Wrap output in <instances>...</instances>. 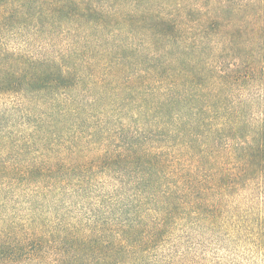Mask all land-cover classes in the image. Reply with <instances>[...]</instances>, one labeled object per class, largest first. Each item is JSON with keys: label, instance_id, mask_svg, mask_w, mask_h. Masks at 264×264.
<instances>
[{"label": "trees", "instance_id": "trees-1", "mask_svg": "<svg viewBox=\"0 0 264 264\" xmlns=\"http://www.w3.org/2000/svg\"><path fill=\"white\" fill-rule=\"evenodd\" d=\"M260 210L264 0H0V264H211Z\"/></svg>", "mask_w": 264, "mask_h": 264}, {"label": "rangeland", "instance_id": "rangeland-1", "mask_svg": "<svg viewBox=\"0 0 264 264\" xmlns=\"http://www.w3.org/2000/svg\"><path fill=\"white\" fill-rule=\"evenodd\" d=\"M252 218H263L264 210L253 212ZM256 222H242L235 228L236 239L231 241L227 236L222 238V243L209 247L208 260L213 262L217 257L219 264H264V245L256 246L253 240L247 237L248 232L256 230ZM264 228V221L262 222Z\"/></svg>", "mask_w": 264, "mask_h": 264}]
</instances>
